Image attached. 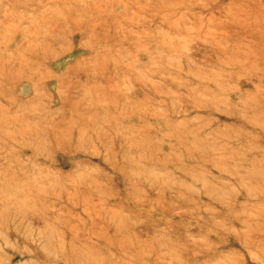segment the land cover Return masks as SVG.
Segmentation results:
<instances>
[{
    "label": "rangeland",
    "instance_id": "374dc122",
    "mask_svg": "<svg viewBox=\"0 0 264 264\" xmlns=\"http://www.w3.org/2000/svg\"><path fill=\"white\" fill-rule=\"evenodd\" d=\"M0 264H264V0H0Z\"/></svg>",
    "mask_w": 264,
    "mask_h": 264
},
{
    "label": "bare ground",
    "instance_id": "6f19581e",
    "mask_svg": "<svg viewBox=\"0 0 264 264\" xmlns=\"http://www.w3.org/2000/svg\"><path fill=\"white\" fill-rule=\"evenodd\" d=\"M250 246H252L251 243H246L245 245H243L241 247H242V250L246 251L248 249H252Z\"/></svg>",
    "mask_w": 264,
    "mask_h": 264
}]
</instances>
